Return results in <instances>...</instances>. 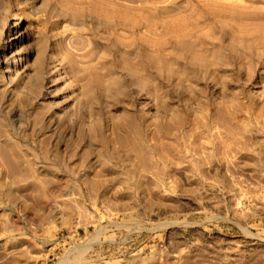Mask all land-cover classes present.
Instances as JSON below:
<instances>
[{"label": "rangeland", "instance_id": "1", "mask_svg": "<svg viewBox=\"0 0 264 264\" xmlns=\"http://www.w3.org/2000/svg\"><path fill=\"white\" fill-rule=\"evenodd\" d=\"M57 263L264 264V0H0V264Z\"/></svg>", "mask_w": 264, "mask_h": 264}, {"label": "bare ground", "instance_id": "2", "mask_svg": "<svg viewBox=\"0 0 264 264\" xmlns=\"http://www.w3.org/2000/svg\"><path fill=\"white\" fill-rule=\"evenodd\" d=\"M14 23H15V27L13 28V35H12V48L13 49H15V58L17 59H15V62L16 61H18V62H20V61H22V59H23V57H22V55H23V47H22V45H23V43H24V41H28V33L26 32V31H24L23 29H22V26L20 25V22H19V19H17V18H15L14 19ZM7 60V57L5 56V61ZM5 73H8V70L6 69L5 70ZM13 105V104H12ZM14 106V105H13ZM12 107V106H11ZM22 107V106H21ZM14 108V107H13ZM8 109H10V107L8 108ZM19 110V107H16L15 109H14V111H17V112H19L18 111ZM11 111V110H10ZM13 111V110H12ZM21 112V111H20ZM14 115H15V113H14ZM53 152L56 154V152H57V146H54L53 147ZM246 158V157H245ZM80 255V254H79ZM78 255V256H79ZM77 257V256H76ZM62 258V257H61ZM59 260H61V259H59ZM62 260H63V258H62ZM61 260V261H62ZM65 260V259H64ZM77 260V259H76ZM66 261L67 260H65V263H66ZM64 262V261H63ZM62 262V263H63ZM68 262V261H67ZM64 263V264H65ZM57 264H59V263H57Z\"/></svg>", "mask_w": 264, "mask_h": 264}]
</instances>
